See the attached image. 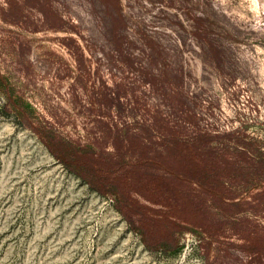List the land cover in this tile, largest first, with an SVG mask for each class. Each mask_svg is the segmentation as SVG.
<instances>
[{
  "label": "rangeland",
  "instance_id": "rangeland-1",
  "mask_svg": "<svg viewBox=\"0 0 264 264\" xmlns=\"http://www.w3.org/2000/svg\"><path fill=\"white\" fill-rule=\"evenodd\" d=\"M52 131L91 147L132 196L123 211ZM231 132L264 144V0H0V264H264V216L232 222L191 181ZM147 155L177 170L180 197Z\"/></svg>",
  "mask_w": 264,
  "mask_h": 264
},
{
  "label": "trees",
  "instance_id": "trees-1",
  "mask_svg": "<svg viewBox=\"0 0 264 264\" xmlns=\"http://www.w3.org/2000/svg\"><path fill=\"white\" fill-rule=\"evenodd\" d=\"M1 79L5 81L4 78L1 77ZM11 99L18 113L26 118L27 115H29V110L21 100ZM110 100L113 102V98H110ZM128 127L131 126L126 124V126L123 127L121 137L127 141L137 140L140 133L135 132L131 134L128 132ZM138 129L146 132L148 137L145 139L147 142H150V136L154 132L150 131L153 129V125L146 124V126L143 127L138 126ZM232 133L233 132L222 136L219 135L215 140H212L211 144L208 143L209 145H207V147L215 154L214 156L221 157V160L215 163L211 162L210 164H204L200 172H198L197 178L194 180L191 179V181L196 182L203 191L211 196L224 217L230 218L232 222L238 224L245 220L254 222L256 220H250L253 216L257 218L264 216V196L260 195V192L251 193L252 189L264 188V144H262L261 140L258 138L248 136L239 138ZM131 135L134 136V139H131ZM44 136L51 142H54L50 143V147L56 157L68 168L78 173L91 187L103 194H114L118 198V206L122 211L125 209L124 205L130 204V200L133 199L132 196L122 193L116 180L117 178L113 179L108 172L104 171L101 166L95 162L96 159L94 158V154H89V151H87L91 149V147H86L78 141L66 139L54 131L47 134L45 132ZM235 155L249 156L252 162H248L249 164L239 163L238 166H236V163L232 161ZM109 156L112 158L110 161L112 164H115L117 169L119 165L129 164V161L126 160L128 159L126 153H119V151L110 152ZM144 159V161H147V165H149L146 166L147 171L145 175H147L148 178H156L164 181L165 185L174 189L175 192H177V196L180 197L182 192L179 190V187L175 188V181L178 177H182L179 176L177 170L164 168V166L162 168L153 166L151 162H153L154 158L150 155H147ZM134 162L135 161L130 164L132 165ZM246 167L253 168H250V170ZM154 169L160 170L161 173H153ZM191 173H193L191 175H195L194 172ZM203 205L206 206L207 204ZM136 227L134 226L135 229H137ZM140 229L142 231V238L149 247H163L160 242H153L150 240L147 231L143 229V227H140ZM206 230H208V228H204L203 231ZM164 247L167 248V244H165Z\"/></svg>",
  "mask_w": 264,
  "mask_h": 264
}]
</instances>
